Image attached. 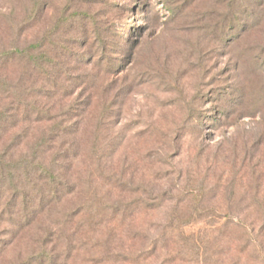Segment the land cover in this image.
<instances>
[{
    "label": "rangeland",
    "instance_id": "374dc122",
    "mask_svg": "<svg viewBox=\"0 0 264 264\" xmlns=\"http://www.w3.org/2000/svg\"><path fill=\"white\" fill-rule=\"evenodd\" d=\"M230 4L0 0V55L30 48L34 58L56 61L36 93L37 107L54 119L30 133L52 123L66 128L47 154L39 152L44 162L61 154L59 173L74 184L64 210L116 205L119 218L130 214L125 232L143 233L109 249L127 247L125 254L137 258L177 211L179 238L166 249L177 248L179 264H264V107L256 114L264 98V18L237 39L219 38ZM91 29L106 37L107 48L90 46ZM107 58L109 68L100 65ZM27 60L15 55L1 76L19 84ZM222 95L232 99L229 106ZM97 124L96 165L90 143ZM14 132L4 135L0 150ZM34 141L20 142L11 158L31 155ZM233 167L243 173L230 194L224 188ZM192 187L203 194L200 216L214 218L215 230L192 222L191 194L185 196ZM6 229L0 223V264L37 246L33 233L9 237ZM159 253L148 264H163L165 251Z\"/></svg>",
    "mask_w": 264,
    "mask_h": 264
},
{
    "label": "trees",
    "instance_id": "16d2710c",
    "mask_svg": "<svg viewBox=\"0 0 264 264\" xmlns=\"http://www.w3.org/2000/svg\"><path fill=\"white\" fill-rule=\"evenodd\" d=\"M224 18L226 25L220 28L218 37L226 35V39H237L264 18V0H231L229 11ZM93 30L91 29V35L87 39L91 41L90 46L97 45V50L107 48L106 37H102ZM30 50V48H25L14 53L4 52L0 55L2 59H0V100L5 101V105L0 107V144L6 133L15 131L10 134L8 145L0 150V223L6 225L7 236L20 235L26 231L27 234H34L33 240L37 244L36 248L33 247L30 252H26L24 257H17L8 264H78L79 262L82 264L117 262L148 264L156 253L160 256L161 251H165L163 264H179L177 248L171 247V251L166 249L179 238L181 231L179 224L181 223L177 211L170 214L165 232L154 239L150 249L142 251L135 258L125 254L127 247L109 249L110 245L121 240L135 241L143 238V233L136 230L125 232L124 225L130 218L129 213L125 215L127 214L125 210L122 211V219L119 218L120 210L116 205H110V207L98 205L93 212L91 209L88 213L84 209L76 212L64 210L66 200L75 194V187H72L74 184L64 179L59 173L63 167V163L60 162L61 154L50 155L48 162H44L39 152L42 155L47 154L49 148L66 132V128L61 123H52L49 129L38 132L37 136L30 133L34 126L36 130L42 129V124L47 125V122L54 119L51 117L50 109L37 107L36 98L39 96H36V93L43 91L44 85L50 78L49 70L55 67L56 61L53 60V64L52 60H45L46 57L40 58L41 53L34 58L29 55ZM15 55H18L20 60L28 59L27 73L21 78L19 84L12 86L1 74L6 64ZM111 59H104L100 65L105 64V68H109ZM221 98L220 101L225 100L229 106L232 99L226 98L225 95ZM262 107H264V98L261 103L259 102L256 114ZM222 116L225 118L228 116L227 110L222 112ZM98 121L100 122L101 118ZM99 124L95 126L93 140L90 143L92 152L90 156L96 165L101 159L98 148ZM16 129H19L18 133ZM30 136H34L35 139L33 144L30 143L31 155L20 156L13 160L11 152L14 147L19 146L20 142H25V146H29L27 138ZM73 160H76L75 156ZM231 170V177L224 188V192L230 194L234 192L243 173L242 168L233 167ZM200 182L202 184L207 182V178L202 177ZM188 193L191 194L192 222H200L205 228L213 229L216 226L215 219L211 216L201 217L203 211L200 203L203 194L199 189L195 191L193 187L185 192V196H188ZM59 215L63 221L57 220ZM195 215L197 218L193 217ZM222 228L224 229L223 226ZM13 239L5 242V246H12ZM51 245L52 248H50Z\"/></svg>",
    "mask_w": 264,
    "mask_h": 264
}]
</instances>
